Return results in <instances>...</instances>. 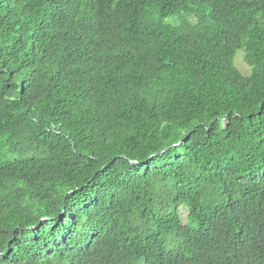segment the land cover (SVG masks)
<instances>
[{
  "label": "trees",
  "instance_id": "obj_1",
  "mask_svg": "<svg viewBox=\"0 0 264 264\" xmlns=\"http://www.w3.org/2000/svg\"><path fill=\"white\" fill-rule=\"evenodd\" d=\"M0 264H264V0H0Z\"/></svg>",
  "mask_w": 264,
  "mask_h": 264
},
{
  "label": "rangeland",
  "instance_id": "obj_2",
  "mask_svg": "<svg viewBox=\"0 0 264 264\" xmlns=\"http://www.w3.org/2000/svg\"><path fill=\"white\" fill-rule=\"evenodd\" d=\"M234 64L242 74L248 75L250 73L249 67L247 66V64L244 61L242 49L238 50L236 52V54L234 56ZM179 210H180V215H181V218L183 221V227L185 228L187 225V221H186L187 209L184 206H180Z\"/></svg>",
  "mask_w": 264,
  "mask_h": 264
}]
</instances>
